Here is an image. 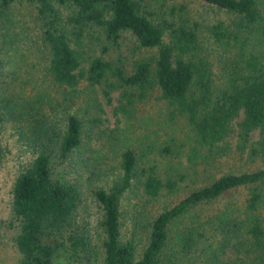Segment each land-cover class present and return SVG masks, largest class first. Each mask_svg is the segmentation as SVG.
<instances>
[{"label":"trees","instance_id":"obj_1","mask_svg":"<svg viewBox=\"0 0 264 264\" xmlns=\"http://www.w3.org/2000/svg\"><path fill=\"white\" fill-rule=\"evenodd\" d=\"M13 1L0 0V168L11 172L16 264H264V0H197L214 18L140 0ZM91 33L114 44L128 33L146 53L129 72L84 59ZM79 83L106 100L117 91L126 116L162 103L171 123L157 155L114 140V163H85L84 122L71 108ZM229 151L249 167L228 163ZM169 157L202 177L178 192L184 174L159 168ZM72 172L98 176L99 257L78 223Z\"/></svg>","mask_w":264,"mask_h":264},{"label":"rangeland","instance_id":"obj_2","mask_svg":"<svg viewBox=\"0 0 264 264\" xmlns=\"http://www.w3.org/2000/svg\"><path fill=\"white\" fill-rule=\"evenodd\" d=\"M140 2L143 4H151L152 6H159V8L164 5H181L185 11L190 13L205 12L208 18H214L216 16L213 10L204 8L197 0H140ZM13 4L17 8H21L18 0H14ZM25 10L27 9L24 8L21 11V16L27 15L28 11ZM1 23L2 21L0 20ZM91 34L92 36L84 38L85 44L81 49L84 59L90 55L99 54L109 59L112 63L121 64L124 66L125 71L129 72L132 61L140 58L143 53H146V50L136 46L128 33L122 34L115 44L106 41L100 36H96L95 33ZM85 63L84 61L83 64ZM35 66H38V64ZM38 83L46 87L50 93L59 94L58 89L54 86L46 85L48 84L47 81L38 79ZM78 88L80 92L74 97L75 101L71 105V108L77 110V113L82 117L84 122L83 144L81 143L82 149L80 153L83 151V160L85 163H95V165H98L104 159L107 165L114 163L117 160V156L115 154L112 155V152L107 150L110 143L114 140L118 144V148H124L126 145L131 146L139 153H142V151L146 153L148 151L151 152V154H148L149 156L153 155L152 153L156 154V148L160 144L165 143L164 139L167 137V129L171 121L166 119V112H163V109H159L162 103L147 99L144 102H140L136 110L126 116L118 109V101L116 99L117 91L113 90L110 92V99L106 100L98 85L88 86L83 90L82 84L79 83ZM234 132L232 140L230 141L231 143L229 142L232 145L236 141ZM141 148L144 150H141ZM92 151H95L101 156L95 157L94 159ZM87 156L92 157L88 159ZM243 157L239 159L229 151L226 159L228 163L235 164L236 169H245L249 167L248 165L250 163L247 162L246 164ZM166 159L160 162L161 167L159 168L162 173L167 169H174L177 170L174 174L175 178L180 174H184V177L178 181V192L187 191L190 189L189 187L195 184H192L193 180L202 177L203 172L193 175L184 167L181 168V164H177L175 158L169 157L168 164ZM180 162L182 164L187 163L183 155ZM57 167L59 168V166ZM0 169V264H16L18 253L12 245L10 236L17 227L16 222L9 217L7 210L8 185L11 172L7 169ZM205 169L206 171L208 170V173L217 175L227 168L225 165L208 164ZM178 171L182 173H178ZM77 173L72 172L71 176L75 175L76 179L80 181L81 196L77 213L79 217L78 223L83 227V232L87 237L91 253L99 257L101 232L96 220L98 210L91 194V189L99 183L98 176L92 174L90 175L91 177L85 179L84 174L80 173L78 176ZM83 178L85 180L81 181ZM233 256L234 253H230L228 258Z\"/></svg>","mask_w":264,"mask_h":264}]
</instances>
